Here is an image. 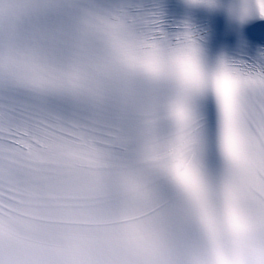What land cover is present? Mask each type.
Segmentation results:
<instances>
[{
	"label": "snow or ice",
	"instance_id": "obj_1",
	"mask_svg": "<svg viewBox=\"0 0 264 264\" xmlns=\"http://www.w3.org/2000/svg\"><path fill=\"white\" fill-rule=\"evenodd\" d=\"M182 3L0 0V264H264V0Z\"/></svg>",
	"mask_w": 264,
	"mask_h": 264
}]
</instances>
